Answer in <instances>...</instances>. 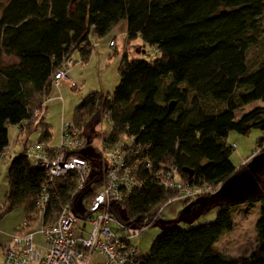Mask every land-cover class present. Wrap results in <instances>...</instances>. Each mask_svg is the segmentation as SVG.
<instances>
[{
	"label": "trees",
	"instance_id": "trees-1",
	"mask_svg": "<svg viewBox=\"0 0 264 264\" xmlns=\"http://www.w3.org/2000/svg\"><path fill=\"white\" fill-rule=\"evenodd\" d=\"M263 17L264 0H8L0 14V158L9 144L8 128L16 127L22 136L32 124L41 129L37 143L52 154L50 128L44 117L34 114L50 95L55 70L74 52L82 62L88 60L90 36L102 38L125 22L127 43L141 39L156 54L150 61L124 54L112 95L93 92L75 107L73 124L83 145L68 155L83 157L91 172L76 195L74 173L49 184L45 222L53 223L68 204L85 208L102 186L99 171L106 162L94 140L108 120L112 128L106 141L140 150L133 160L141 186L112 203L113 218L139 229L158 222L157 214L177 199V193L161 184L171 171L203 190L191 198L195 202L190 210L183 211L187 218L195 211L203 215L218 209L213 222L196 227L163 224L148 253L136 252L135 264H264L263 183L261 194L249 200L260 204L257 248L238 261L221 254L216 245L233 230L232 211L243 202L209 201L213 190L237 173L228 134L264 132V107L235 116L250 103H264V60L254 70L247 60L251 48L264 51ZM123 137L131 143L119 144ZM263 143L258 141L260 152ZM26 145L9 163L0 218L22 209L33 226L40 219L36 203L48 177L39 162H29Z\"/></svg>",
	"mask_w": 264,
	"mask_h": 264
},
{
	"label": "rangeland",
	"instance_id": "rangeland-1",
	"mask_svg": "<svg viewBox=\"0 0 264 264\" xmlns=\"http://www.w3.org/2000/svg\"><path fill=\"white\" fill-rule=\"evenodd\" d=\"M8 0H0V14L3 6ZM41 1V0H39ZM264 36V17L261 20ZM92 43L91 54L86 62H82L78 52L72 54L71 60L75 62L69 70V77L77 85L76 90H71L65 84L60 87V92L56 93L57 100H47L41 105L34 116L44 117V122L50 128L51 138L48 146L55 147L61 143L62 125L73 123V113L76 105L88 94L93 92L104 95H112L115 87L119 83V65L123 57L128 55L129 59H142L150 61L156 56L153 48L143 44L141 39L127 43L126 36L121 32L120 27L113 29L109 34L102 38L90 36ZM115 43L114 47H109V42ZM247 60L250 70L258 67V64L264 60V51L260 47H253L247 53ZM12 62V59H6ZM52 97H55L52 95ZM61 98V100H59ZM48 101V102H47ZM264 107L262 101H256L235 112L239 118L254 108ZM34 121V118L32 122ZM26 125L29 123H25ZM75 126V125H74ZM32 126L28 129L29 134L18 135L17 128L10 126L8 129V147L0 158V210L4 206L5 196L8 191L7 170L10 161L23 153L24 145H32L40 140L41 129ZM111 124L104 120L101 125V137L94 140V145L101 149L102 139L108 138L111 134ZM32 129V130H31ZM98 130V129H97ZM31 131V132H30ZM263 139L264 132L258 129L251 130L247 135H239L230 132L227 142L235 145L231 152L230 161L237 169V173L225 184L219 186L209 198V201L217 198H226L230 201H240L243 204L236 206L232 211L233 230L226 233L217 243V250L236 261L250 256L257 248L255 225L260 214V204L250 203V199L261 194L264 185V152H260L258 141ZM131 141L126 137L120 138L119 144H130ZM264 145V143H263ZM264 148V147H263ZM32 165L36 162L29 159ZM245 166L244 168H241ZM175 201L166 204L162 208L161 218L148 228L142 229L130 240L136 248L139 255H146L156 239L163 231V224L176 223L181 229H188L202 224L213 222L216 218L218 209L212 207L206 214L201 215L195 211L191 218H187L184 210H190V204L194 200L182 202L179 195ZM195 202V201H194ZM190 206V207H189ZM187 208V209H186ZM81 216L86 215L84 208L76 209ZM26 220L22 209H14L10 213L0 218V264H4L3 247L10 237L18 232ZM139 224V223H138ZM82 227L86 232L92 229V226L85 221ZM34 246L39 250H44V239L39 228L34 231Z\"/></svg>",
	"mask_w": 264,
	"mask_h": 264
},
{
	"label": "built area",
	"instance_id": "built-area-1",
	"mask_svg": "<svg viewBox=\"0 0 264 264\" xmlns=\"http://www.w3.org/2000/svg\"><path fill=\"white\" fill-rule=\"evenodd\" d=\"M114 46L113 41L109 42V47ZM74 64L70 58L55 70L50 80L52 88L67 81V74ZM70 87L76 88L77 85L70 82ZM61 134L60 145L48 147L52 154L45 151V145L39 143L28 145L25 149L26 156L39 162L46 170L48 182L42 185L36 203L40 219L33 226L24 221L20 230L4 244V264H135L133 257L137 250L130 240L146 225L139 229L122 224L111 216L110 209L114 201H120L141 186L135 175L138 163L133 160L140 150L122 149L104 139L100 152L106 163L99 171L103 184L91 203L84 208L86 215L81 216L76 211L81 205L68 204L53 223H46L44 217L50 200L49 184L54 179L74 173L77 178L76 195L84 190L91 172L90 165L83 157L68 155L81 150L83 145L74 124H63ZM161 184L165 190L177 193L179 199L185 201L203 192L201 188L195 189L178 180L173 171L161 178ZM160 213L156 218H161ZM83 221L92 226L89 232L82 227ZM37 228L44 239L43 251L34 246L33 236Z\"/></svg>",
	"mask_w": 264,
	"mask_h": 264
},
{
	"label": "crops",
	"instance_id": "crops-1",
	"mask_svg": "<svg viewBox=\"0 0 264 264\" xmlns=\"http://www.w3.org/2000/svg\"><path fill=\"white\" fill-rule=\"evenodd\" d=\"M120 27V29H121V32L126 36V23L125 22H121L116 28H119ZM109 45V44H108ZM126 52L124 51V53H123V55L125 54ZM72 57V56H71ZM69 73L70 72H68V74H67V81H64V82H62L57 88H51V91H50V95H49V99H48V101H51V100H57L58 99V97L56 96V93L57 92H60V87H61V85L62 84H65L68 88H70L71 90H76L77 89V87H78V85L73 81V80H71L70 79V77H69ZM70 82H74L76 85H77V87L76 88H71L70 87ZM57 91V92H56ZM52 95H54L55 97H52ZM59 100H61V98H59ZM47 101V102H48ZM80 103V102H79ZM78 103V104H79ZM77 106V105H76ZM9 129V128H8ZM8 137H9V135H8ZM53 147V146H52Z\"/></svg>",
	"mask_w": 264,
	"mask_h": 264
},
{
	"label": "water",
	"instance_id": "water-1",
	"mask_svg": "<svg viewBox=\"0 0 264 264\" xmlns=\"http://www.w3.org/2000/svg\"><path fill=\"white\" fill-rule=\"evenodd\" d=\"M184 172L188 173L190 178L193 176V172L192 171L184 170Z\"/></svg>",
	"mask_w": 264,
	"mask_h": 264
},
{
	"label": "bare ground",
	"instance_id": "bare-ground-1",
	"mask_svg": "<svg viewBox=\"0 0 264 264\" xmlns=\"http://www.w3.org/2000/svg\"><path fill=\"white\" fill-rule=\"evenodd\" d=\"M55 147H57V146H55ZM55 147H50V148H55ZM188 201V200H187Z\"/></svg>",
	"mask_w": 264,
	"mask_h": 264
}]
</instances>
